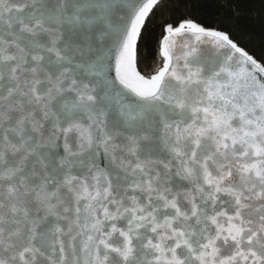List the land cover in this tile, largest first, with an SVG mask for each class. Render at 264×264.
Returning a JSON list of instances; mask_svg holds the SVG:
<instances>
[{
	"label": "snow or ice",
	"instance_id": "obj_1",
	"mask_svg": "<svg viewBox=\"0 0 264 264\" xmlns=\"http://www.w3.org/2000/svg\"><path fill=\"white\" fill-rule=\"evenodd\" d=\"M191 6L0 0V264H264V50Z\"/></svg>",
	"mask_w": 264,
	"mask_h": 264
},
{
	"label": "trees",
	"instance_id": "obj_2",
	"mask_svg": "<svg viewBox=\"0 0 264 264\" xmlns=\"http://www.w3.org/2000/svg\"><path fill=\"white\" fill-rule=\"evenodd\" d=\"M191 5L187 12L197 21L231 32L250 51L264 50V0H191ZM144 55L150 72L159 63L155 45Z\"/></svg>",
	"mask_w": 264,
	"mask_h": 264
}]
</instances>
